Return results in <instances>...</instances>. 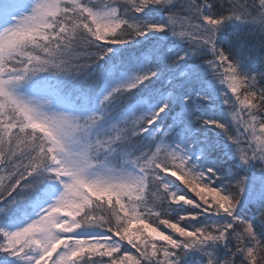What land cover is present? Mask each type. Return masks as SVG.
I'll use <instances>...</instances> for the list:
<instances>
[{"label":"snow or ice","instance_id":"6c2138e0","mask_svg":"<svg viewBox=\"0 0 264 264\" xmlns=\"http://www.w3.org/2000/svg\"><path fill=\"white\" fill-rule=\"evenodd\" d=\"M244 28L264 0H0V264H264Z\"/></svg>","mask_w":264,"mask_h":264},{"label":"trees","instance_id":"16d2710c","mask_svg":"<svg viewBox=\"0 0 264 264\" xmlns=\"http://www.w3.org/2000/svg\"><path fill=\"white\" fill-rule=\"evenodd\" d=\"M216 0H214L215 2ZM254 34H250L249 30L247 28H244L241 30L240 38L237 40L235 37H233L231 34L226 33V39L224 42V47L227 48L229 46V43H231L234 47L238 45H243V51L246 54H257V49H260L259 42L254 38ZM184 47H187L188 45H183Z\"/></svg>","mask_w":264,"mask_h":264},{"label":"bare ground","instance_id":"6f19581e","mask_svg":"<svg viewBox=\"0 0 264 264\" xmlns=\"http://www.w3.org/2000/svg\"><path fill=\"white\" fill-rule=\"evenodd\" d=\"M216 3H220V2H222V0H216L215 1ZM254 36V38L259 42V44H260V37L258 36V35H253ZM257 51H258V53L257 54H260L261 52H264V49H257Z\"/></svg>","mask_w":264,"mask_h":264}]
</instances>
